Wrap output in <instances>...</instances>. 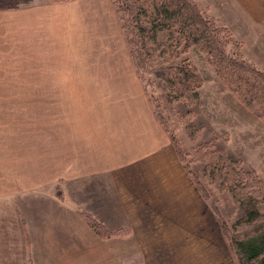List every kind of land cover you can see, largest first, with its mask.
I'll return each mask as SVG.
<instances>
[{"label":"crops","instance_id":"0c3cea01","mask_svg":"<svg viewBox=\"0 0 264 264\" xmlns=\"http://www.w3.org/2000/svg\"><path fill=\"white\" fill-rule=\"evenodd\" d=\"M78 1L19 10L40 16L45 9L55 12L53 6H61L57 10L63 19H46L41 31L48 41L57 40L52 46L62 44L68 50L65 56L51 58L55 70L50 69L51 59L40 60L47 66L42 86L38 92L27 88L31 91L25 94L89 98L86 103L68 104L70 109H59L57 120L50 118L52 110L43 109L37 115L40 121L31 122L11 148L18 145L20 153H25L22 159L38 161L40 172L33 168V176L43 181L29 188L56 181L64 197L62 187L67 193L76 192L74 187L86 181L109 186L106 199L93 192L89 212L113 234L101 237L88 224L80 212L83 201L77 202V220L76 215L68 220L58 217L78 224L71 229L65 222L52 228L46 213L40 214L26 199L24 218L32 231L26 229L28 247L35 253V264H76L72 256H97L96 248H89L82 239L92 234L91 229L105 241L119 240L103 255L121 256V264H130L129 258L124 259L130 255L139 256L138 264H234L217 218L181 162L170 132L157 119L134 65L131 71L114 70V57L83 54L84 40L93 38L88 12L98 11L69 7ZM200 1L207 14L229 28L241 53L264 70V0ZM31 173L21 178L22 185H28ZM81 219L90 231L79 225ZM35 230L42 235L36 236Z\"/></svg>","mask_w":264,"mask_h":264},{"label":"rangeland","instance_id":"374dc122","mask_svg":"<svg viewBox=\"0 0 264 264\" xmlns=\"http://www.w3.org/2000/svg\"><path fill=\"white\" fill-rule=\"evenodd\" d=\"M43 3L50 2L48 0H0V264H33L32 262L35 264V253L28 247L30 245L27 230L30 233L32 231L30 226L26 227L24 218L26 199L30 200L31 206L34 205L33 207L39 210L40 214L46 213L52 228L62 226L59 223L65 222L66 227L75 229L78 224L58 220V217H65L66 220L75 217L76 210L79 208L78 200L84 202L82 209L92 211L89 205L93 203L90 199V196L94 195L93 192L100 194L102 199L110 197L107 194L109 186L97 182L86 181L84 184H77L76 187L72 185L77 188L76 192L67 193L68 189L62 187L64 197L59 192L56 181L46 184L42 182L43 187L35 185L29 188L42 180L41 176H33V171L40 172V169L36 167L38 161L33 158L22 159L25 153H20L18 145H15V149L11 148L13 142L16 143L15 141L26 134V128L31 122L40 121L37 115L42 114L43 109L52 110L50 118L57 120L59 109H70L68 104L86 103L85 100L89 98L25 94L26 91H31L27 88H34L33 91L38 92V88L42 86V76L46 74L44 69L47 67L40 62L44 59L43 57L57 59L58 56H65L68 52L62 44H59L58 48L52 46L58 44L57 40L51 37L48 41L46 33L41 31V25L45 24L46 19H63L60 16L61 12L57 10L61 6H53L55 12L45 9L40 16L37 15L39 13L28 15L27 12L19 11L27 7H37L36 5ZM69 7H85L88 10L92 8L98 11V14L88 12L93 38L84 40L88 46L83 43V54L93 57H114V70H133L129 48L123 32L120 31L121 24L111 0H80ZM52 13L55 15H50ZM22 19L25 24L22 23ZM84 24L87 25L86 21ZM54 25L57 27L56 23ZM100 25H106V28L102 29ZM229 51L241 54L239 44L235 40L230 44ZM185 56L196 66L202 77L199 98L167 103L159 87H148L146 90L148 97L159 95V100L154 101V107L164 121L163 126L169 128L168 131L170 130L175 137V142L179 143L184 151H191L200 142L210 140L240 158L244 168H256L259 172L254 170L264 181V119L258 116L254 108L244 105L229 91L214 66L209 63L206 53L202 52L198 45L190 48ZM51 61L54 63L49 64L50 69L53 67L51 70H55L56 62L53 59ZM153 82L155 83L154 77ZM45 105L49 108L45 109ZM16 147H18V162L14 159ZM205 160L189 163L192 169L197 171L202 184L210 181L207 176L205 177L206 173L209 174ZM27 171L32 172L29 183L22 185L21 178H26ZM211 175L214 181H218L213 174ZM216 185L208 186L214 192L210 198L216 200L215 205L220 208L225 220L232 223L241 216L243 208L226 190L219 189ZM205 201L209 204L212 215L218 220L220 234H223L220 218L210 202L206 199ZM260 208H264V202L261 203ZM77 219L78 215H76ZM78 223L83 229L87 227L90 231L91 228L84 220H78ZM91 231L92 234L87 238L83 236V243H86L89 248L90 245L95 247L98 255L92 256V259L83 255V264H121L123 257L103 255L111 249L113 244L117 245L119 240L105 241L92 229ZM35 235L40 236L42 232L35 230ZM223 239L231 250L229 241L225 237ZM135 250L134 248L131 252ZM232 254L234 264H238L233 252ZM82 257L72 256L76 264H81ZM125 258H129L130 264L139 262V256L136 255Z\"/></svg>","mask_w":264,"mask_h":264},{"label":"trees","instance_id":"16d2710c","mask_svg":"<svg viewBox=\"0 0 264 264\" xmlns=\"http://www.w3.org/2000/svg\"><path fill=\"white\" fill-rule=\"evenodd\" d=\"M68 1L71 0H48L50 3ZM111 1L133 65L141 81H145L146 90L148 87H159L167 103L199 98L202 77L185 56L190 48L198 45L229 91L264 119V70L242 53L238 55L229 51L230 44L235 40L232 32L227 26L219 24L214 16L207 14L199 0ZM149 98L157 119L163 124L160 113L154 107L159 95ZM169 132L181 162L203 198L210 202L220 218L223 235L229 241L238 264H264V208H260L264 202L263 179L254 169L244 168L242 160L225 147L205 140L191 151H184ZM204 160L209 168L205 177L210 181L202 184L197 171L189 163ZM211 174L218 181H214ZM214 184L226 190L243 208L241 216L232 223L225 220L220 208L215 205L216 200L210 198L214 192L208 186ZM80 212L101 237L113 234L91 212Z\"/></svg>","mask_w":264,"mask_h":264}]
</instances>
